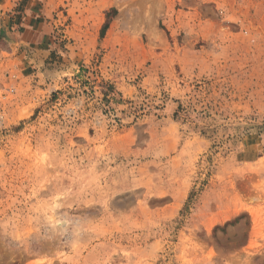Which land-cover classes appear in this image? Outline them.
<instances>
[{"label":"rangeland","instance_id":"obj_1","mask_svg":"<svg viewBox=\"0 0 264 264\" xmlns=\"http://www.w3.org/2000/svg\"><path fill=\"white\" fill-rule=\"evenodd\" d=\"M0 264H264V0H17Z\"/></svg>","mask_w":264,"mask_h":264},{"label":"crops","instance_id":"obj_2","mask_svg":"<svg viewBox=\"0 0 264 264\" xmlns=\"http://www.w3.org/2000/svg\"><path fill=\"white\" fill-rule=\"evenodd\" d=\"M16 2L17 0H0V17L2 20L5 12H10ZM33 19L23 20V23H20L19 25L21 29V37H23L22 43L25 46L35 44L32 42V38L35 37L37 31L35 30V22Z\"/></svg>","mask_w":264,"mask_h":264},{"label":"trees","instance_id":"obj_3","mask_svg":"<svg viewBox=\"0 0 264 264\" xmlns=\"http://www.w3.org/2000/svg\"><path fill=\"white\" fill-rule=\"evenodd\" d=\"M106 28H107V25H105V26L103 27V30L106 29ZM101 36H102V32H101Z\"/></svg>","mask_w":264,"mask_h":264}]
</instances>
